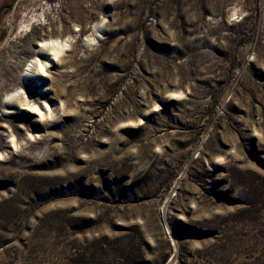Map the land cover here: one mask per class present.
<instances>
[{
    "label": "rangeland",
    "instance_id": "rangeland-1",
    "mask_svg": "<svg viewBox=\"0 0 264 264\" xmlns=\"http://www.w3.org/2000/svg\"><path fill=\"white\" fill-rule=\"evenodd\" d=\"M0 264H264V0H0Z\"/></svg>",
    "mask_w": 264,
    "mask_h": 264
},
{
    "label": "bare ground",
    "instance_id": "bare-ground-1",
    "mask_svg": "<svg viewBox=\"0 0 264 264\" xmlns=\"http://www.w3.org/2000/svg\"><path fill=\"white\" fill-rule=\"evenodd\" d=\"M50 56H51V55H50ZM53 57H54V56H53ZM55 57H56V56H55ZM50 60H52V58H51ZM46 63H47V62H46ZM39 66H40V67H39V68H40V72L45 70L44 65L41 64V65H39ZM46 66H47V65H46ZM36 70H37V69H36ZM38 73H39V72H38Z\"/></svg>",
    "mask_w": 264,
    "mask_h": 264
}]
</instances>
